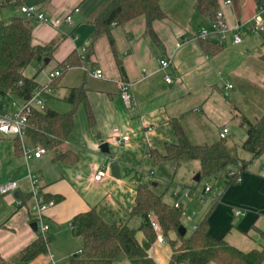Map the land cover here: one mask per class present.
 Here are the masks:
<instances>
[{"label": "crops", "instance_id": "obj_1", "mask_svg": "<svg viewBox=\"0 0 264 264\" xmlns=\"http://www.w3.org/2000/svg\"><path fill=\"white\" fill-rule=\"evenodd\" d=\"M110 1L20 0L18 5L0 9V19L26 16L20 10L22 4L36 5L45 14L47 20L31 17L33 44L45 46L55 42V46L47 56L48 63L44 59L34 60L24 72L35 77L39 85L49 87L46 102L49 107L58 110L60 101L70 103L67 110H58L61 112L74 107L66 100L69 89L84 86L92 112L91 121L83 103L75 106V128L61 147L79 154L75 163L55 160L50 150L40 157H27L25 150L29 148L24 139L35 147L27 136L18 139L17 145V136L0 132V185L9 180L19 184L16 191L0 192V255L7 263L17 262L21 250L40 233L31 213L34 188L47 199L56 200L44 215L53 240L48 252L27 264H51V259L61 263L81 250L83 238L76 239L78 235L71 228V221L78 213L97 208L107 221H126L131 225L134 216L130 210L138 185L147 183L157 192L154 187L157 182L151 178L152 170L148 179L141 178L138 184L126 186L123 162L154 161L159 168L172 166L175 172L182 166L181 161L174 164L153 157L154 152H165L166 143L178 141L174 119L180 120L194 144H212L221 139L220 132L228 127L227 148L234 156L249 160L241 171V180L213 187L202 201L198 197L202 190L198 187L201 165H195L189 172L194 176L184 188L193 189L188 196L190 200L212 202L208 220L213 238H224L244 251L261 249L264 247V154L253 158L241 146L247 137L241 117L255 121L264 114V31L252 30L258 2L219 0V11L228 31L223 39L213 32L209 34L208 39L223 44L220 52L211 53L195 38L202 29L213 27L212 20L196 10V0H160L166 16L153 22L158 40L147 31L145 15H139L111 25L114 48L107 33L100 34L92 43L94 20ZM68 15L71 21L67 20ZM237 27L243 36L240 43L233 42L232 37ZM72 53L81 57L80 62L64 69L61 64ZM162 59L171 61L165 69L161 68ZM58 66L63 72L53 84L49 73ZM98 68L103 71L102 77L93 75ZM166 73L172 76V81L165 80ZM121 80L132 83L136 97L132 105H127L121 97ZM229 84L233 86L228 87ZM116 127L130 136L128 141L119 143L113 138ZM105 141L113 151L110 156L100 148ZM107 158L119 159V177L106 169L103 179L93 180L98 169L106 166ZM185 160L200 164L197 159ZM174 195L175 202L185 198L179 191ZM237 210L241 213H236ZM141 223L140 217L138 227ZM182 227L187 233V228ZM137 236L140 242L146 240L143 232L138 231ZM170 237L177 235L171 232ZM166 238L163 243L157 239L150 249L151 256L163 264L169 262L172 254ZM112 264H131V260L123 255Z\"/></svg>", "mask_w": 264, "mask_h": 264}, {"label": "trees", "instance_id": "obj_2", "mask_svg": "<svg viewBox=\"0 0 264 264\" xmlns=\"http://www.w3.org/2000/svg\"><path fill=\"white\" fill-rule=\"evenodd\" d=\"M256 1L258 4L264 3V0ZM18 4L20 0H0V9ZM195 8L214 22L217 20L219 0H196ZM139 15H145L147 31L158 40L153 22L166 16L160 0H111L94 20L92 43L100 34L107 33L114 48L111 25ZM32 32L31 17L14 15L0 19V97H8L11 91L13 96L26 99L32 96L39 85L35 77L25 74V68L34 60L45 59L54 48L55 42L45 46L35 45ZM199 41L202 47L211 53H218L223 48V44L208 38H200ZM80 59L77 53H72L61 66L67 69L69 66L77 65ZM118 65L124 72L120 61ZM59 77L53 79V84ZM66 100L74 104L69 111L61 112L46 105L43 110L36 109L30 113L26 136L33 145H42L53 151L55 160L75 163L79 159V154L73 149L61 147L67 143L75 128V106L83 103L91 121L92 112L84 86L70 88ZM241 124L247 130L242 148L251 152L253 158L264 154V114L255 121L242 116ZM173 127L178 141L166 143L163 154L154 152L153 157L157 161L167 160L178 164L185 159H197L201 165L199 172L201 179L220 178L228 185L241 180V171L246 168L249 160L234 156L227 148L226 138L212 144H194L179 119L173 120ZM18 139L19 137L16 138L17 145L20 144ZM210 211L204 215L190 235L181 234L179 228L182 225V206L175 207L174 203L169 204L163 199V195L155 192L149 184L140 183L130 210V215L142 218L140 226L133 227L126 221L109 222L97 208L78 213L71 221V228L75 235L83 238V246L80 253L68 258L67 263L112 264L114 260L125 255L131 260V264H163L150 254L152 245L158 239L154 225L156 223L164 238L169 237L172 246V254L166 264H262L264 247L244 251L224 238L216 239L209 234ZM139 230L145 235L144 242L138 239ZM171 232H175L177 237L171 238ZM52 240V234L48 233L45 237L39 233L21 250L17 262L7 263L0 255V264H27L38 255L48 252Z\"/></svg>", "mask_w": 264, "mask_h": 264}, {"label": "built area", "instance_id": "obj_3", "mask_svg": "<svg viewBox=\"0 0 264 264\" xmlns=\"http://www.w3.org/2000/svg\"><path fill=\"white\" fill-rule=\"evenodd\" d=\"M231 0H227V2H230ZM20 10L23 14H25L28 17L36 16L39 19L47 20L45 14L39 10V8L36 5H30V4H22L20 6ZM67 20L71 21V15L67 16ZM252 30L254 32H262L264 31V3L259 4L258 8L256 10V13L253 17L252 21ZM228 31V26L225 22V19L223 17V14L221 11H218L217 14V20L213 22L212 30L208 28H204L196 35V39L200 38H207L211 32L217 34L220 39H223L225 37L226 32ZM233 42L240 43L243 39L242 33L239 30V27H237L233 34ZM169 59H162L161 60V68L165 69L170 64ZM63 72V69L57 68L55 70H52L49 73V77L51 80L54 78L60 76ZM93 75L97 77L103 76L102 69L98 68L93 72ZM164 78L166 81L170 82L173 80L172 76L168 73L164 75ZM120 88V94L122 99L125 101L127 105H132L136 102L135 94L132 90V83L129 81L121 80L119 83ZM232 84H229L228 87H232ZM49 87L46 85H38L36 89L34 90V93L31 97L26 99L21 98H14V96L9 92L8 97H0V132L5 134H13L19 139L23 140V138L26 137V130L28 126V118L30 113L35 111L36 109L43 110L47 105V98H48V90ZM9 100V104L4 103V100ZM19 99V101L17 100ZM229 132L228 127H224L222 131L220 132L221 138H226L227 134ZM113 138L117 140L119 143H123L124 141H128L130 136L128 134H123L119 128L113 129ZM47 149L42 145H37L34 147L33 150L26 149L25 155L27 157H40L44 153H46ZM107 171L105 167H102L98 169V171L94 174L93 180L99 181L103 179V177L106 175ZM32 178L35 177V175H31ZM19 187V184L17 181L9 180L3 184L0 185V192L2 194L10 193L13 191H16ZM213 189V186L209 183H206L204 188L198 192V197L203 201L205 196L211 192ZM193 192V189L190 187L185 188L183 195L185 197L190 196V194ZM33 203L31 205V213H32V219L35 223L38 225V230L40 233L43 234V236H47L49 233V224L45 222L44 215L45 211L53 206L56 203L55 199H47L44 195L38 192L36 188L33 190ZM217 193L220 194L221 191L217 190ZM177 195V193H176ZM19 203H22L20 200ZM175 207H181L180 201L174 202ZM236 213H241V210H237ZM155 229L158 232V241L164 242V236L162 235L159 226L155 223ZM81 250H79L77 253H80ZM51 264H63L60 262H57L53 259H51ZM70 264V263H66Z\"/></svg>", "mask_w": 264, "mask_h": 264}, {"label": "rangeland", "instance_id": "obj_4", "mask_svg": "<svg viewBox=\"0 0 264 264\" xmlns=\"http://www.w3.org/2000/svg\"><path fill=\"white\" fill-rule=\"evenodd\" d=\"M14 98H17L14 96ZM19 101V99H17ZM4 103L9 104V100H4ZM59 107L58 110L65 111L66 106L70 105V103L67 102H59ZM26 142V146L30 149L33 150L34 146H32L27 139H24ZM111 153H113L112 150H110ZM107 153L108 156H110L111 153ZM108 162L105 166V169L109 170L112 173V167L111 163L112 162H117L119 163V159H108ZM121 162V161H120ZM129 162V163H128ZM128 162H123L126 166L125 169V181H126V186L132 185L134 183H137L140 181L141 178L143 179H148V173H151L153 170V178L152 180L157 182V185H155V189L159 194L163 195V199L168 202L169 204H173L176 200V197L174 193L176 191H179L181 194L184 192L185 188L184 185L185 183L189 182L191 179L190 175L191 173L190 170L193 169L196 165V167H199V163L195 162L193 160H182L181 164L182 166H179V168L174 172L172 166H167V167H158L157 163L146 161V160H140V161H132L128 160ZM197 163V164H195ZM187 180V181H186ZM151 181V182H153ZM206 182L211 184L214 189L215 188H220L221 185L227 186L226 181L220 178H207L203 177L199 183L198 187L200 189H203ZM182 205V217H181V224L184 225L187 228V233L186 235H190L192 231L194 230V226L198 224L200 219L203 217V215L208 211L210 208V204L212 202H206L202 203L198 199H193L190 200L188 197H185L184 200L180 201ZM140 221L139 216H134L132 220L130 221V224L132 226L138 227ZM139 232H143L139 230ZM141 234V233H140ZM76 239L82 241L81 236H75ZM166 242L169 243V237L166 238ZM68 262V258H64L61 260V263L66 264Z\"/></svg>", "mask_w": 264, "mask_h": 264}, {"label": "water", "instance_id": "obj_5", "mask_svg": "<svg viewBox=\"0 0 264 264\" xmlns=\"http://www.w3.org/2000/svg\"><path fill=\"white\" fill-rule=\"evenodd\" d=\"M44 61H45V63H48L49 58L46 57V58L44 59ZM100 148H101V150H102L104 153H109V152H110V149H109V143H108L107 141L101 143V144H100ZM111 167H112V173H113V175H115L116 177H119V170H118V168H119V164H118L117 162H112V163H111ZM195 179L198 180V179H199V175H197ZM34 225H35V228L37 229V228H38L37 223H34ZM179 230H180V233H181V234H185V229L182 227V225L180 226Z\"/></svg>", "mask_w": 264, "mask_h": 264}]
</instances>
